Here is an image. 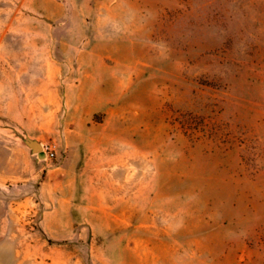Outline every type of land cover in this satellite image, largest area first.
Wrapping results in <instances>:
<instances>
[{
    "label": "rangeland",
    "instance_id": "374dc122",
    "mask_svg": "<svg viewBox=\"0 0 264 264\" xmlns=\"http://www.w3.org/2000/svg\"><path fill=\"white\" fill-rule=\"evenodd\" d=\"M0 264H264V0H0Z\"/></svg>",
    "mask_w": 264,
    "mask_h": 264
},
{
    "label": "built area",
    "instance_id": "2783aa9c",
    "mask_svg": "<svg viewBox=\"0 0 264 264\" xmlns=\"http://www.w3.org/2000/svg\"><path fill=\"white\" fill-rule=\"evenodd\" d=\"M49 156H50L51 158H54V157H55V153H54V152H51V153L49 154Z\"/></svg>",
    "mask_w": 264,
    "mask_h": 264
},
{
    "label": "water",
    "instance_id": "95a60500",
    "mask_svg": "<svg viewBox=\"0 0 264 264\" xmlns=\"http://www.w3.org/2000/svg\"><path fill=\"white\" fill-rule=\"evenodd\" d=\"M40 157L41 158H45V154L44 153H40Z\"/></svg>",
    "mask_w": 264,
    "mask_h": 264
}]
</instances>
